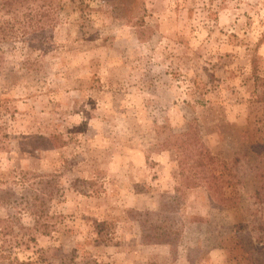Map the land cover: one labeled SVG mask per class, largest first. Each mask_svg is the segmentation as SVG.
Returning a JSON list of instances; mask_svg holds the SVG:
<instances>
[{
	"label": "rangeland",
	"instance_id": "rangeland-1",
	"mask_svg": "<svg viewBox=\"0 0 264 264\" xmlns=\"http://www.w3.org/2000/svg\"><path fill=\"white\" fill-rule=\"evenodd\" d=\"M0 264H264V0H0Z\"/></svg>",
	"mask_w": 264,
	"mask_h": 264
},
{
	"label": "trees",
	"instance_id": "trees-1",
	"mask_svg": "<svg viewBox=\"0 0 264 264\" xmlns=\"http://www.w3.org/2000/svg\"><path fill=\"white\" fill-rule=\"evenodd\" d=\"M228 206H232V205H228Z\"/></svg>",
	"mask_w": 264,
	"mask_h": 264
}]
</instances>
